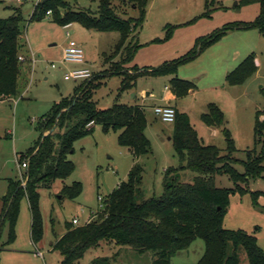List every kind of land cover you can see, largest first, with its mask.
Wrapping results in <instances>:
<instances>
[{
  "label": "rangeland",
  "instance_id": "obj_1",
  "mask_svg": "<svg viewBox=\"0 0 264 264\" xmlns=\"http://www.w3.org/2000/svg\"><path fill=\"white\" fill-rule=\"evenodd\" d=\"M75 10L96 12L100 0H64ZM37 0L8 1L0 0V18L14 14V8L20 7L24 16L21 43H38L34 49L36 61L31 59L32 53L22 64L23 74L20 78V91L27 88L24 98L18 107L12 102L0 103V199L7 192V178L19 177L25 180V169L19 168L21 154L33 147L40 138L38 123L48 113L55 102L63 97L73 95L75 90L86 80L64 78L65 72L79 63L61 64L65 47L70 39L80 37L84 49L89 51L94 61L90 63L93 73L109 67L120 60L117 56L107 64L104 52L111 53L121 34L119 31H90L99 34L97 37L85 35L84 26L73 23L75 27H65L51 18L31 20ZM242 0H211V15L199 17L206 10V0H150L144 25L139 33L138 41L142 45L134 61L125 65L129 73H133V63L140 67L158 66L165 61L179 58L190 50L198 37L211 34L229 22L252 21L260 13L258 3L242 4ZM118 10L123 17L136 16L138 11L130 2L118 3ZM97 13V12H96ZM173 31L169 38L167 30ZM70 33V35H68ZM188 47V48H186ZM261 58L260 69L245 82L231 85V100H227L212 85L218 83L224 72L218 69L221 58L232 71L248 55L256 54ZM55 63L58 67L53 68ZM34 68L36 71L30 74ZM34 69V70H35ZM29 72V73H28ZM177 76L193 81L196 91L192 108V126L199 132L200 140L206 145H215L226 153L227 137L223 132L218 137H211L203 132L202 111H208L210 103L217 102L226 109L225 123L220 129L227 128L235 142V159L245 160L246 151L255 147L254 125L258 110H264V35L256 28L230 31L220 41L208 47L194 60L181 65ZM121 75L108 77L104 84L94 93L98 107L108 108L115 103L131 102V93L121 91ZM170 81L165 76H142L138 86L148 88L157 97L166 92V84ZM190 98V97H188ZM218 100V101H217ZM188 99L183 97L181 103ZM190 102V101H189ZM146 106L148 118L147 136L152 142V151L140 161L144 165V181L142 188L144 198L159 196L164 190L165 170L178 167L180 158L174 149V123L163 121L155 112L157 100H151ZM219 103V104H218ZM220 107V106H219ZM203 124V125H200ZM9 134V135H8ZM119 132L105 133L101 125H96L92 133L74 143V152L69 159L75 164L74 172L66 179L57 180L52 188L40 189V208L43 215L44 235L34 243L31 237V211L26 197L21 201L19 218L15 227L16 239L5 245L0 251V264H59L62 256L58 251L50 249V243L58 239L66 231V222L78 218V225L88 219L99 218L105 214L104 201L122 182L127 180L133 166L132 151L119 144ZM202 137V138H201ZM18 154V155H17ZM19 160V161H18ZM240 172L244 167L240 163L234 165ZM180 181H193L196 175L191 170L175 173ZM79 181L83 185L81 195L76 199L60 195L64 184L71 185ZM25 182V181H24ZM217 187L234 188L235 183L226 173L216 174ZM251 190L264 192L263 177L244 184ZM99 196L103 199L99 200ZM259 206L255 205L250 194L234 193L231 196L224 226L228 229H244L254 234L259 245L264 249V195L259 197ZM103 204V206H101ZM91 216V218H90ZM76 225V224H75ZM9 227L5 224L0 239L2 244L8 241ZM234 250L230 243L229 254ZM38 251L43 255H39ZM205 251V242L198 238L192 245L179 251L172 259V264H197ZM240 264H249L244 247H239ZM99 257H108L111 264H152V252L138 253L130 246H120L112 242H104L98 248L89 249L75 264H92Z\"/></svg>",
  "mask_w": 264,
  "mask_h": 264
},
{
  "label": "trees",
  "instance_id": "obj_2",
  "mask_svg": "<svg viewBox=\"0 0 264 264\" xmlns=\"http://www.w3.org/2000/svg\"><path fill=\"white\" fill-rule=\"evenodd\" d=\"M149 1L100 0L97 13L75 10L64 0H42L35 6L31 20L49 17L63 26L77 22L99 31H119L120 40L111 53L104 54V61L107 64L117 56L120 60L94 73L93 78L86 80L73 95L55 102L41 117L38 123L40 138L18 160L20 164L29 161L25 183L21 179H9L7 193L2 197L0 239L5 224H8L9 233L8 241L2 244L0 251L16 239L15 227L24 197L28 199L31 211L32 240L37 243L43 238L40 189L52 188L57 180L63 181L74 172L76 167L69 154L74 152L75 141L92 133L96 125H101L105 133L119 132V144L132 151L135 163L127 180L122 181L104 201V216L82 225L66 222V232L53 244V251L62 256L59 264H75L89 249L98 248L104 242L130 246L138 253L151 251L152 264H172L173 257L198 238L204 240L205 251L197 264H240L239 247L245 248L249 264H264V249L254 234L224 226L232 194H250L257 206L259 197L264 195L262 191L244 186L264 174V110H258L256 114L255 147L246 151L245 160H239L233 156L238 150L227 128H224L227 148L226 153H222L217 146L204 144L189 115L176 109L171 139L181 163L165 170L161 195L144 198V165L139 158L152 151V142L146 134L148 118L144 106L115 103L100 108L93 99L95 91L113 75L122 76L121 91L135 88L142 76L172 75V92L177 98L186 96L196 86L193 81L177 76L180 66L197 58L230 31L256 28L264 35V0H242V4L260 5V13L254 20L226 23L211 34L198 37L193 47L179 58L145 68L134 64V72L129 73L125 65L134 61L142 46L138 34L144 25ZM210 1L206 0V10L199 17L211 15ZM121 2L132 3L138 14L123 17L118 10ZM48 11H51L50 16ZM24 20L20 7H15L11 16L0 18V100L19 92L18 79L23 63L19 56L24 47L20 39ZM172 31L170 27L166 38ZM256 70V57L250 54L228 73L226 80L230 85H238ZM201 120L207 125L221 126L225 123V115L216 103H210ZM235 163L243 165V173L234 166ZM185 170L196 173L193 181L178 179L175 173ZM220 173L229 175L235 187H217L215 176ZM82 191V183L74 181L71 185L64 184L60 195L76 199ZM230 243L234 245L231 254ZM92 264H111V260L99 257Z\"/></svg>",
  "mask_w": 264,
  "mask_h": 264
},
{
  "label": "crops",
  "instance_id": "obj_3",
  "mask_svg": "<svg viewBox=\"0 0 264 264\" xmlns=\"http://www.w3.org/2000/svg\"><path fill=\"white\" fill-rule=\"evenodd\" d=\"M98 11V10H97ZM96 11V12H97ZM92 13H96V12H94V11H91ZM149 14H150V10H148L147 11V15L149 16ZM75 23H77V22H75ZM78 24H80V23H78ZM82 25V24H81ZM65 27H75L74 26V24L73 23H71V24H69V25H66ZM84 30H82V32L83 31H85V35H91L92 37L93 36H95L96 35V37L99 35V34H96L95 32H90V31H97V29H94V28H87V27H85L84 26ZM140 32H141V30H140ZM139 32V33H140ZM84 33V32H83ZM87 33V34H86ZM70 34V33H69ZM138 38H139V34H138ZM74 39V38H73ZM74 40H76L78 43H79V45L84 49L85 47H84V45H83V40L80 38V37H77V38H75ZM23 45H24V47H23V50L24 51H27L26 53H34L35 51H34V49H39L40 47H39V44L38 43H27V42H23L22 43ZM186 48H188V47H186ZM30 53V54H31ZM84 53H85V60H86V62H85V64L84 65H87V66H89L90 67V63L92 62V61H94V59H93V56L89 53V51H87L86 49H84ZM104 53H106V51L104 52ZM256 54V53H255ZM34 55H35V53H34ZM22 56H24L25 57V60H26V58H28L27 56H25L23 53H22ZM256 64L258 65V70L260 69V67H261V65H262V61H261V58L256 54ZM219 58H221L222 60H221V62H219V64H218V69H219V71H220V74H221V72H224V74H223V76L220 78V80L218 81V83H216V84H214V85H212V88L213 89H216L218 92H220L221 93V96H224L227 100H229L230 98H231V85L227 82V80H226V76H227V72H228V66H227V64L224 62V57H219ZM23 62H25V61H23ZM23 64V63H22ZM133 64H136V63H133ZM137 65V64H136ZM22 66V65H21ZM138 66V65H137ZM74 67H78V66H73V67H71V68H74ZM140 67V66H139ZM146 67V66H145ZM140 68H144V67H140ZM35 68H34V66H33V69H32V71L30 70V74L32 73H34L35 71H36V69L34 70ZM34 71V72H33ZM29 73V72H28ZM22 74H23V70H22V67H21V71H20V75H19V79H18V86H19V92H18V94L16 95V96H13V97H8V98H4V99H1L0 100V103H8V102H10V103H14L17 107H18V105H19V103H20V101L24 98V96H25V94H26V91H27V88L24 90V91H20V78H21V76H22ZM165 79L167 80V81H170L171 79H172V75H166L165 76ZM139 80V79H138ZM137 84H138V81H137ZM171 85H170V83L169 84H166V86H165V88H166V92L162 95V96H160V97H157V96H155L154 95V93H153V91H150L148 88H140L138 85H136V87L135 88H133L132 90H130L129 91V93H131V102H127L126 104H139V105H142V106H144V108H145V110H146V106H148L150 103V101L152 100H157V103L154 105V110H155V107L156 106H158V105H163V104H166V103H170V104H172L177 110H179L180 112H186L188 115H189V117H190V120H192V108H191V106L189 105L190 103H193L192 101H194V97H195V94H196V91L193 89V90H191L187 95H186V98L188 99V102L186 101V103L185 104H183V103H181L182 102V100H183V97H181V98H177L175 95H174V93L172 92V90H171V87H170ZM197 95V94H196ZM185 97V96H184ZM188 97H190V98H188ZM231 100V99H230ZM190 101V102H189ZM218 101V100H217ZM187 103H189V104H187ZM214 103H217V102H214ZM219 104V103H218ZM219 106H220V108L222 109V111L224 112V115L226 116V109H225V107H223L221 104H219ZM202 113H203V111H202ZM148 124H149V122H148ZM204 124V126H202V128L204 129V131L203 132H205L206 134L207 133H209L210 134V136L211 137H218L219 135H220V133L221 132H223L224 131V129L222 128V129H220V126H213V125H207V124H205V123H203ZM203 124H200V125H203ZM148 128V127H147ZM147 130V129H146ZM9 135V134H8ZM198 135H199V132H198ZM172 138V137H171ZM170 138V139H171ZM202 138V137H201ZM18 155V154H17ZM143 159V157H140L139 158V160L141 161ZM133 163H135V160L133 161ZM20 168V167H19ZM9 179H20L19 177H15V178H12V177H9V178H7V184L9 185ZM8 188V187H7ZM8 190V189H7ZM7 193V192H6ZM5 193V194H6ZM4 194V195H5ZM3 195V196H4ZM2 196V197H3ZM2 197H1V199H0V214H1V212H2V209H3V202H2ZM30 207V206H29ZM90 218H91V216H90ZM75 219V218H74ZM73 219V220H74ZM76 219L78 220V218H77V216H76ZM90 219H88L86 222H88ZM78 222H79V220H78ZM77 222V223H78ZM85 222V223H86ZM77 223H74V224H76V225H78ZM85 223H83V224H85ZM82 225V224H81ZM66 231H64L63 233H61L60 235H59V237H61L64 233H65ZM58 237V238H59ZM56 241V240H55ZM55 241H52L51 243H50V245H51V247H50V249L51 250H53V244H54V242ZM192 245V244H191ZM189 248V247H188ZM174 257H176V255L174 256ZM173 257V258H174Z\"/></svg>",
  "mask_w": 264,
  "mask_h": 264
},
{
  "label": "built area",
  "instance_id": "obj_4",
  "mask_svg": "<svg viewBox=\"0 0 264 264\" xmlns=\"http://www.w3.org/2000/svg\"><path fill=\"white\" fill-rule=\"evenodd\" d=\"M8 1L21 2L22 0H8ZM41 1L42 0H37L36 5L39 4ZM47 14H48V16H50L51 11H48ZM68 35H70V34L68 33ZM19 59L21 61H25V57L22 55L19 56ZM31 59L33 61H36V56L34 55V53H32ZM71 62L79 63L80 66L71 68L68 72H65L64 78L66 80H70V79L90 80L93 78L94 73H93L92 69L89 66L84 65L86 62L84 49L74 39L69 40L68 45L65 47V49L63 51V55H62V59H61V64L71 63ZM52 67L57 68L58 66L55 63H53ZM155 112L163 121L172 122V123L175 122L176 108L172 104L166 103L163 105H158L155 107ZM28 162H29L28 160H25L22 164L19 163L20 169L21 170L25 169V171H26V169L28 168V164H29ZM102 199L103 198L101 196H99V200L102 201ZM101 206H103V204H101ZM73 222L77 223L78 220L75 218L73 220ZM38 254L43 255L42 252H40V251H38Z\"/></svg>",
  "mask_w": 264,
  "mask_h": 264
},
{
  "label": "water",
  "instance_id": "obj_5",
  "mask_svg": "<svg viewBox=\"0 0 264 264\" xmlns=\"http://www.w3.org/2000/svg\"><path fill=\"white\" fill-rule=\"evenodd\" d=\"M224 129V128H223Z\"/></svg>",
  "mask_w": 264,
  "mask_h": 264
}]
</instances>
